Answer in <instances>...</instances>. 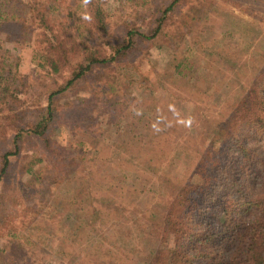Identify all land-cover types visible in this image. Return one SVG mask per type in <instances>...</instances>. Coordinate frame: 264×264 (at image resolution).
<instances>
[{
	"label": "rangeland",
	"instance_id": "1",
	"mask_svg": "<svg viewBox=\"0 0 264 264\" xmlns=\"http://www.w3.org/2000/svg\"><path fill=\"white\" fill-rule=\"evenodd\" d=\"M171 2L0 0V167L3 151L19 150L0 179V264H181L172 229L216 163L230 170L209 182L253 176L234 165L235 140L262 134L233 118L264 96V0ZM12 14L18 30L2 21ZM158 16L153 39L135 38L56 101L46 140L27 133L18 148V127L36 120L46 87L70 76L49 66L59 41L93 42L109 56L128 25L145 29ZM203 199L215 214L226 202L232 218L247 203ZM186 216L188 233L199 229Z\"/></svg>",
	"mask_w": 264,
	"mask_h": 264
},
{
	"label": "trees",
	"instance_id": "2",
	"mask_svg": "<svg viewBox=\"0 0 264 264\" xmlns=\"http://www.w3.org/2000/svg\"><path fill=\"white\" fill-rule=\"evenodd\" d=\"M176 1L172 0L168 7H172ZM19 17L21 16L12 14L2 21L6 22L8 28L15 27L18 30L22 24ZM161 24L162 19L158 16L145 29L141 26L128 25L121 41L111 44L112 53L109 56L101 55L93 42L88 43L83 40L78 43L70 36H67L66 40L59 41L58 45L60 44L63 48L58 49L55 57H49V66L53 72L68 66L71 69L70 76L61 83L52 82L53 84L46 87L47 104L39 108L36 120L29 122L30 120L27 119L23 125L18 127V133L15 134L18 148L19 142L27 133L46 140L49 136L50 124L59 118L56 101L68 91H75V85L85 81L95 66L107 67L120 52L134 47L135 38L153 39ZM66 43L67 47L64 48ZM48 56L49 54H45L44 60H47ZM233 120L235 124L249 126L250 130L254 129L255 133L262 134L259 140H235L234 154L237 156H234V165L248 170L247 173L250 168H253V176L249 177L245 173L242 183L233 179L232 176L219 183L209 182L218 170L225 172L230 170L226 163L223 166L216 163L217 166L215 165V169L208 177V183L206 181L200 185L199 195L195 201L190 199L185 202L183 206L185 212L177 219L172 229L174 239L169 252L177 263L264 264V96L255 93L252 97L250 96L249 100L240 103V109ZM12 153L19 154V150L16 148L14 151L5 150L2 153L0 179L7 166L8 155ZM219 187L225 188L219 190ZM218 193L225 196L234 194L238 200L245 198L247 203L243 207L242 214L238 216L239 213H236L237 215L232 218L231 212L237 211L230 209V205L226 202L216 214L204 210L201 203L206 200L203 199V195L216 196ZM221 212H225L223 218ZM188 213L195 214L196 218L202 222L199 229L196 228L193 232L189 230V233L188 224L184 221Z\"/></svg>",
	"mask_w": 264,
	"mask_h": 264
}]
</instances>
